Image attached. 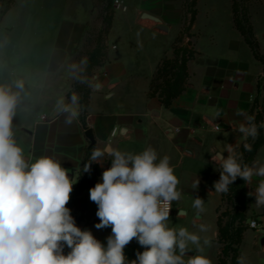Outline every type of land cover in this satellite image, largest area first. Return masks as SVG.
I'll return each instance as SVG.
<instances>
[{"label":"crops","instance_id":"1","mask_svg":"<svg viewBox=\"0 0 264 264\" xmlns=\"http://www.w3.org/2000/svg\"><path fill=\"white\" fill-rule=\"evenodd\" d=\"M19 1L23 0H13L10 4L9 0H0V27L15 13ZM118 1L125 7V10H121L125 13L127 8L123 0ZM223 1L230 15L224 38L217 30L209 33L207 24L199 23L201 0L197 1V14L190 26L193 36L190 41L197 54L188 63L186 90L169 108H164L157 98H148L147 91L161 58L170 56L171 52L164 47L155 46L146 50L138 63L136 60L130 61L114 43L113 23L107 39L108 61L95 70L92 80L94 87L91 89L85 115L81 116L80 113L78 119L68 125L62 116L56 114L54 105L61 96L67 101L73 90L74 79L68 74V65L75 61L87 28V20L79 11L72 12L73 0H35L33 5L38 7L41 3L50 14L46 20L39 17L36 21L38 34L35 33V40L38 48L32 54L29 53L33 57L32 66L28 68L27 79L23 80L25 86L21 93L22 102L18 105L17 115L13 120L14 139L23 148L25 159L34 162L37 158L47 156L60 161L75 186L90 148V142L85 137V131L90 129L95 140L93 150L110 146L122 152L139 153L152 147L158 158L168 156L179 180L177 190L181 192L180 199L173 203L180 202L184 187L194 184L199 177L196 173L198 163L207 170L205 180H209L210 185L206 187V193L214 195L213 182L219 179L215 176L220 166L211 157L224 150L225 142L233 144L235 149L247 143L249 139L245 141L237 128L244 122V116L250 113L258 83L264 85V65L254 58L244 38L235 29L230 0ZM7 5L9 7L6 10ZM56 10L59 11L58 17L55 15ZM175 14L176 18L172 22L175 21L177 35L180 6L175 9ZM146 15L156 18L160 24ZM42 21L47 22L46 30L40 28ZM56 22L58 27L55 30ZM132 24L155 35L167 34L171 28V20L165 18L164 14L142 8L136 11ZM160 25L166 29H161ZM204 37L208 42V52L201 49ZM254 37L259 52L264 57V27H260L259 21L254 28ZM116 39H119L118 36ZM221 40L225 41V51L220 52ZM241 54L246 58L245 61L241 60ZM97 84L99 87H95ZM10 85L16 91L14 82ZM138 90L139 96L136 95ZM260 103L264 108V94ZM238 112L242 115H237ZM160 141L164 142L163 146L159 144ZM224 155L226 157L228 154L225 152ZM103 159V168L97 164L100 170L98 182L102 171L111 166L110 157L105 156ZM254 162H257V166L264 164V145L256 152L251 166ZM261 179L264 178L254 176L252 183L246 184V214L256 217L259 227L264 226V206L257 207L255 198L249 197L247 193L254 191ZM200 186L201 183L198 188ZM220 202L221 193H217L213 207L215 220ZM177 208V213L185 214L181 207ZM72 216L81 230L95 228V224L84 226L74 210ZM216 238L217 225L212 235V242L216 243L212 264H218L219 244ZM97 240L107 244V240ZM68 252L67 250L65 255Z\"/></svg>","mask_w":264,"mask_h":264},{"label":"clouds","instance_id":"2","mask_svg":"<svg viewBox=\"0 0 264 264\" xmlns=\"http://www.w3.org/2000/svg\"><path fill=\"white\" fill-rule=\"evenodd\" d=\"M87 66V56L71 62L70 78L89 83ZM24 86L22 79L14 82L16 91L13 85L0 84V264H212L202 254L204 248L198 234L186 227L168 226L172 202L181 196L177 190L179 180L169 157L158 158L152 147L139 153L110 146L92 151V163L84 164V173H89L94 163L103 168L105 156L111 161V166L102 171L100 182L89 192L90 200L98 205L96 215L100 222L95 228L111 226L112 234L106 238L105 246L90 230H81L66 207L74 184L67 170L52 157L26 160L23 148L14 139L13 120ZM80 101L81 97L71 91L67 101L64 96L56 100L54 110L71 125L80 116ZM259 128H264V121L257 125L254 116L245 115L237 131L245 141L255 140ZM243 147L252 151L249 143ZM211 158L221 169L219 179L213 182L216 193H227L238 177L247 185L254 176L264 178V164H242V154L233 144L225 142L224 150ZM199 183L198 177L194 189ZM247 195L255 198L257 207L264 206V179ZM203 205L204 200L196 196L192 207L198 214ZM199 229L208 230L204 224ZM133 239L144 250L129 261L124 249ZM208 243L204 240L205 245ZM190 245L195 246L197 254H191ZM65 246L70 249L66 255ZM237 264H247L246 258L238 257Z\"/></svg>","mask_w":264,"mask_h":264},{"label":"rangeland","instance_id":"3","mask_svg":"<svg viewBox=\"0 0 264 264\" xmlns=\"http://www.w3.org/2000/svg\"><path fill=\"white\" fill-rule=\"evenodd\" d=\"M39 1L41 2L43 0ZM114 1L115 0H73L71 7L72 12L75 13L79 11L87 20V28L75 57V61H79L82 57L88 56L97 44L103 46L104 52H106L108 57L109 44L107 39L110 31L106 33L108 29L106 21L110 17L113 18L112 24L114 23L112 33L114 43L121 53L123 52L127 55L130 61L136 60L138 63L141 61V56H144L143 53L150 48H155V46L164 47L172 53L171 46L179 34L182 38V46L193 48L192 41H190L193 37L190 33V26L193 23H191V13L195 10L197 14L196 6L198 0L194 8L190 6L191 0H123L127 8L125 13L115 8ZM56 2H58V0H56ZM230 2L232 8V0H230ZM233 2L237 8V20L240 21L245 28H250L253 35L254 28L258 21L260 27H264V0H233ZM32 3H36L35 0L19 1L18 7L14 11L15 13H13L9 19H6L4 24L0 27V83L2 85H10L18 79L24 80L28 77V68L32 66L31 61L33 59L29 53L32 54L34 49L38 48V42L35 40V33L38 31L36 29V21L39 17L46 20L48 14H50V11L48 12L47 9H44L41 3L38 7ZM179 6L181 8V15L180 24L178 25L179 31L176 35L177 27L174 26L175 21L172 22V20L176 18L175 9ZM199 7V23L201 25H204V23L207 24L206 29H209V33L217 30V33L224 38L226 25L230 17L225 2L223 0H201ZM141 8L154 11L155 13L161 12L162 15L164 14L165 18L171 20V28L168 33L155 35L137 27V25H133L132 22L136 17V11ZM55 15L58 17V10H56ZM42 22L40 28L45 29L47 27V22ZM51 26L50 24V28ZM57 27L58 24L56 22L55 30ZM40 31L43 33L42 30ZM44 33L47 32L44 31ZM209 33H207L208 35H206V37L209 36ZM117 36L119 39H116ZM206 37H204L200 45L203 51L208 52L209 47ZM223 44H225V41L221 40L219 45L220 52L225 51ZM168 57H171V55ZM240 57L241 60H246L242 54ZM136 65L138 66V64ZM95 70L96 68L94 71ZM30 80H32V77H30ZM89 87L90 89L94 87L92 82L89 83ZM136 93L137 96L140 95L139 90ZM159 144L163 146L164 142L160 141ZM199 165L200 163H198L196 173L200 177L202 186L197 190L194 189L193 184H188L184 187L181 197L182 200L180 202H172V209L167 223L169 227H186L190 232L198 234L201 237V245L204 248L202 254L206 255L211 260L216 252V243L212 242V235L214 230H216L213 207L217 198V193L215 192L212 196L206 193L205 189L210 185L209 180H205L208 174L206 168L203 165ZM196 196L204 200L203 211L199 214L197 210L192 207ZM177 207H181L185 211V214L177 216ZM225 209H230V206L226 203L223 204L220 212H223ZM247 216L248 219L245 222L247 231L243 234L239 257L244 256L247 264H264V247L260 245V240L264 238V226H260L257 229L249 228V222L251 220H256V217L249 214H247ZM200 224L206 225L208 230L206 232H201L199 229ZM89 230L96 239L107 240L106 238L112 234L111 226L103 229L92 228ZM204 240H208L209 243L205 245ZM221 247L222 246L219 244V252ZM190 248L193 249L192 255L197 254L194 245H190ZM139 250L143 251L144 248L133 239L125 246L124 253L129 260H133ZM187 259L188 257L185 256V260Z\"/></svg>","mask_w":264,"mask_h":264},{"label":"trees","instance_id":"4","mask_svg":"<svg viewBox=\"0 0 264 264\" xmlns=\"http://www.w3.org/2000/svg\"><path fill=\"white\" fill-rule=\"evenodd\" d=\"M13 0H9V4ZM197 0H191L190 6L195 7ZM8 4V5H9ZM6 6V10L9 6ZM233 22L235 29L244 38V41L251 49L254 58L264 65V57L259 52V46L250 28H245L240 21L237 20V8L232 0ZM196 11L191 13V23L194 21ZM113 18L107 19V31L111 29ZM181 35H177L175 41L171 46V57L164 56L161 58L156 70L149 83L147 91L148 98H157L164 108H169L173 101L179 97L186 90L187 81L189 78L188 63L193 60L197 52L194 48L189 46H182ZM88 66L86 76L89 83L92 82L95 75L94 69L101 67L108 61L106 52L103 46L97 44L94 50L88 54ZM89 83L81 84L76 80L73 82V90L81 97V116L85 115L88 106L91 89ZM264 94V85L260 82L257 85L256 96L253 101L252 108L249 115L255 117V122L259 125L264 121V108L260 103V98ZM247 143L251 144L252 151H246L241 145L236 148V151L242 154V164L251 163L254 160L255 154L262 145H264V128H259V135L255 140L249 138ZM93 148H89L84 158L83 166L81 168L80 176L74 191L70 194L72 198L74 212L79 214L78 220L84 222V226H90L99 222V217L96 215L98 205L90 200L89 190L98 182L100 170L97 164H92L91 171L84 173V164L92 163L90 157ZM221 169H219L220 171ZM219 171L215 178H219ZM228 204L230 209L220 210L223 204ZM247 200H246V183L243 179L237 178L232 186L229 187L227 193H221V202L217 207V238L216 242L220 244L221 250L218 255V264H237L240 256V246L242 244L243 234L247 231L245 222L248 219L246 214ZM70 252V249H67Z\"/></svg>","mask_w":264,"mask_h":264},{"label":"water","instance_id":"5","mask_svg":"<svg viewBox=\"0 0 264 264\" xmlns=\"http://www.w3.org/2000/svg\"><path fill=\"white\" fill-rule=\"evenodd\" d=\"M147 16V15H146ZM148 18L154 20L155 22L159 23V21L154 18V17H151V16H147ZM160 24V23H159ZM160 28L165 30L166 28L162 25H160ZM85 137L87 138V140L90 142V145L89 147L92 148L95 146V140H94V137H93V133H92V130L88 129L85 131ZM66 207H68L70 209V214L72 215V212L74 210L73 208V203H72V198L70 197V200L68 201V203L66 204ZM260 245L261 247H264V238H262L260 240Z\"/></svg>","mask_w":264,"mask_h":264},{"label":"built area","instance_id":"6","mask_svg":"<svg viewBox=\"0 0 264 264\" xmlns=\"http://www.w3.org/2000/svg\"><path fill=\"white\" fill-rule=\"evenodd\" d=\"M114 4H115V8L117 9V10H125V7H123L122 6V3L121 2H119L118 0H115L114 1ZM41 119H44V117H42ZM215 129L217 130V127H215ZM74 188H75V186L73 185V188H72V192L74 191ZM71 192V193H72ZM70 193V194H71ZM249 228H251V229H257L258 227H259V224H258V222L256 221V220H251L250 222H249ZM67 249H68V247L67 246H65L64 247V254H65V252L67 251Z\"/></svg>","mask_w":264,"mask_h":264}]
</instances>
